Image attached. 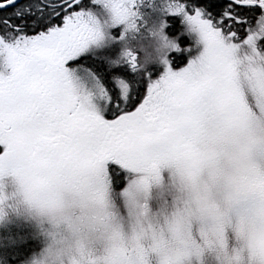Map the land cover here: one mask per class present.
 <instances>
[{"label": "snow or ice", "instance_id": "6c2138e0", "mask_svg": "<svg viewBox=\"0 0 264 264\" xmlns=\"http://www.w3.org/2000/svg\"><path fill=\"white\" fill-rule=\"evenodd\" d=\"M142 27L157 41L147 62L128 45ZM256 74L264 0H0V176L44 199L126 190L207 128L208 97ZM51 255L0 239L4 264Z\"/></svg>", "mask_w": 264, "mask_h": 264}, {"label": "rangeland", "instance_id": "374dc122", "mask_svg": "<svg viewBox=\"0 0 264 264\" xmlns=\"http://www.w3.org/2000/svg\"><path fill=\"white\" fill-rule=\"evenodd\" d=\"M128 45L142 62L156 58V37L143 27ZM205 102L201 142L183 141L126 190L44 199L13 172L0 176V239L30 241L35 260L50 250L47 264H132L133 253L161 250L186 251L176 264H264V76ZM244 199L250 212L241 215Z\"/></svg>", "mask_w": 264, "mask_h": 264}, {"label": "trees", "instance_id": "16d2710c", "mask_svg": "<svg viewBox=\"0 0 264 264\" xmlns=\"http://www.w3.org/2000/svg\"><path fill=\"white\" fill-rule=\"evenodd\" d=\"M162 251V250H161ZM161 251H148L145 255V253H142L137 257L135 253L132 254L131 262L132 264H176L175 259L177 257V253L181 259L183 254H186V251H179L177 253L171 254L168 256H161ZM157 256V258H155ZM188 259V258H187ZM129 261V259L127 258Z\"/></svg>", "mask_w": 264, "mask_h": 264}, {"label": "flooded vegetation", "instance_id": "af4514ba", "mask_svg": "<svg viewBox=\"0 0 264 264\" xmlns=\"http://www.w3.org/2000/svg\"><path fill=\"white\" fill-rule=\"evenodd\" d=\"M209 105V103H204V109H205V107L206 106H208ZM201 137H202V135H201V133L199 132V133H197L196 135H194V136H192L191 138H192V140H190L191 141V143L193 144V143H195L196 145H197V143H199V142H201ZM198 152H200V151H197V150H194V149H192L191 150V153L192 154H196V153H198Z\"/></svg>", "mask_w": 264, "mask_h": 264}]
</instances>
